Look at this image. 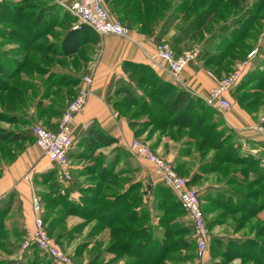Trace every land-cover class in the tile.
Masks as SVG:
<instances>
[{"label": "crops", "instance_id": "1", "mask_svg": "<svg viewBox=\"0 0 264 264\" xmlns=\"http://www.w3.org/2000/svg\"><path fill=\"white\" fill-rule=\"evenodd\" d=\"M75 1L77 0L50 1L51 4H60V8H57L60 11L59 21L55 19L54 14L53 20L55 21L50 19L51 16L46 15L40 29L42 34L34 33L33 39H29L33 40V43L28 45L29 48L25 52L20 51V47L27 46L24 44L26 35L22 37L20 33L17 38L13 39L10 33L6 36L0 34V38L3 40H16L17 45L14 46L19 48V54L14 55L7 49L9 51L8 54H5V59H0L2 63L0 75L5 76L3 71L6 70V67H10V60H13L16 64L11 69L22 64L20 72L14 78L21 76L23 83L30 87L23 90L24 87L18 85L17 88L22 90L21 98L19 96L15 98L14 91H11L16 86L11 82L14 78L10 79L11 88L0 89V112L23 119V121L14 122L0 120V128L12 131L13 134H16L15 137L25 133L24 141L17 137L15 140H11V138L3 140L0 137V144L3 148L0 151V221L2 222L0 226V236H2L0 238V264L9 262L30 264L34 257V250H37L40 264L47 262L55 264L51 258L38 249L25 250L22 248L24 239L35 228L33 197L38 196L43 199V195L48 194L53 202H58L60 201L59 197L65 195L67 200L81 201L76 190L79 188L82 191L90 185L88 182L85 185L81 184H84L82 179L89 177L92 171H90L91 169L86 170L85 164L79 162L80 159L88 156H94L96 159L101 157L99 161L97 160L96 165V167L100 165V169L94 171L96 175L101 174L103 177V174L111 166L110 162H114L113 158H120L122 155L119 147L131 145L135 138L140 137L143 141L145 140L158 153L165 156L178 172H182L190 178L196 176L193 185L200 192L202 206L203 202L207 200L210 203L218 204L220 202L217 203V201L222 200V197L226 202L230 201L228 191L233 190L229 183L226 184L227 180L220 181V176L216 173V170L225 166L217 157L218 151H222L223 146H221L222 149L217 148L216 145L213 147L205 142V136L200 133L207 132L208 125L216 123L217 129H230L234 132V140L240 144L241 156L258 159V163L262 164L261 173L264 174V135L255 130L259 124L257 114L250 110L252 109L251 105L248 104V107L245 108V106H239L238 101L234 102V91L242 81H239L238 85L226 94V97L232 102V109L225 113L215 111L205 103L210 89L217 84V79L208 72L212 67L206 64L207 61L203 58L205 52L200 53L196 59L189 62L177 76L171 73L164 60L155 57L157 45L161 41L172 39V42H175V37L181 35L176 26L182 21V15L174 19L171 17L169 20V10L164 17L158 18L149 26H143L142 21L133 19L131 21L128 17L126 22H130L131 28L127 38L110 34L99 35L86 24H83L80 29H75L73 21L62 19L64 12L70 11V6ZM112 1L105 0L109 13L113 17L120 18L122 16L119 14L120 10L117 12L119 3L116 4ZM181 2L182 0H173V7L175 8ZM1 28L0 23V30ZM36 35L37 37H35ZM189 39L188 35H184L175 42L176 44L172 43L175 45L177 53L187 50L179 46L186 47ZM39 40L42 42H38ZM140 67L148 69L146 73L149 78L155 77L158 80L155 82V86L149 85L157 92L156 94L160 93V86L163 84L167 85L170 90L189 92L190 97L196 102L194 103L195 116L192 118L194 126H185L180 124L181 122L175 121L181 112H171L166 115H159L157 112L155 116L151 117L149 111H151L154 101H151L149 96L140 106L132 103L133 97L137 99L148 95L145 88L141 87L145 83L142 80L144 72ZM253 67L249 68L240 80H243ZM86 76L92 78L89 85L91 94L83 110L74 118L72 125L73 146L70 151V158L73 162L72 174L76 173L80 180L77 181L73 177L70 180H64L58 164L51 161L36 145L31 127L34 124H43L56 129L61 112L76 96L79 88L84 85L83 79ZM41 79L49 83L46 85L47 88H54L50 91L51 99L46 101L45 98H42V94L46 91L45 87L39 85ZM32 90L37 92V96H34L33 100L29 97L34 94ZM120 96H122V100L117 99ZM123 96L126 100L123 99ZM162 98L165 100L166 96ZM127 103H130V107H137V109L127 114L124 111L129 107L126 105ZM53 108L57 109V112H54ZM202 115L204 117L199 119L198 117ZM165 119L166 122L162 123ZM155 127L162 130L167 128V130L155 132L157 130ZM98 130H102L104 134L113 138L114 142L105 145L106 141L95 137L94 133ZM11 143H19V148L10 149ZM3 144L7 146L5 151ZM102 154H105L104 158ZM214 156L219 160H215ZM211 157L213 158L210 159ZM144 160L148 162L146 159ZM192 165L200 168L205 165L210 170L204 172L202 169L195 168L193 172H190L182 168ZM119 169L117 167V171L109 170V172L113 171L111 172L113 176L125 175ZM72 181L74 182L72 183ZM160 183L161 186H166L164 183ZM142 186H144L142 202L146 206L147 215L149 214L148 220L151 219V223L146 227L153 230L155 238L159 239L162 236L160 240H164L163 237H165L167 229L160 220L161 216L154 217L156 214L152 215L155 202H158L156 197L151 196L155 193L153 192L154 184L145 181L138 186V181H131L129 192L133 187V193L131 192L129 197L133 196ZM236 197H232L233 202L237 199ZM43 210V215L46 218L48 210ZM5 211L7 212L3 215ZM72 217L74 216L70 215V221L74 222ZM181 222L189 228V233L193 232L187 212L183 215ZM49 223L50 228L53 229L51 221ZM75 232L76 229L70 228L66 234L55 233L58 243L72 254L78 249V241L74 239L71 241ZM234 238L237 237L225 239ZM105 239L106 235L103 237V240Z\"/></svg>", "mask_w": 264, "mask_h": 264}, {"label": "rangeland", "instance_id": "2", "mask_svg": "<svg viewBox=\"0 0 264 264\" xmlns=\"http://www.w3.org/2000/svg\"><path fill=\"white\" fill-rule=\"evenodd\" d=\"M15 1H18L22 4L24 3L25 6L32 5V3H26L24 0ZM49 1L50 0H34L33 5L35 7L43 4L47 5L50 3ZM155 1L157 0H146V2H151L152 5L150 8L154 7L155 4L153 3H155ZM182 1L187 2L188 9L187 11H182L183 19L176 26L178 31H181L195 19L204 18L205 16L209 17V19H205L207 22L203 20L207 24L203 23L202 26L199 25L196 30H193L188 35L190 39L186 47H182V45L179 47L187 49L188 51L192 49H198L199 54L202 52H207L205 55H203V58L207 61L206 64H209L210 67H212V69L208 71L209 74H212L216 79H222L232 74L239 67V64H241V62L248 57L249 53L254 49H257V53L254 55V58L246 67H244V69H247V72L249 68L254 66L244 78H248V84L246 83L243 90L239 94H236L234 102H237V97L246 94V96L243 97V100H240V103L238 104L239 106H243L246 103H251V105H253L252 109L250 110L256 113L257 118L259 119V124L255 127V130L264 135V130L259 128L260 125L264 126V0ZM146 7L148 8V5ZM194 7L195 10H193ZM189 8L193 11H190ZM119 10L120 9H118L117 12H119ZM69 13L72 15L71 12ZM174 16L175 15H171L169 20L171 17L174 19ZM112 18L121 20L120 18L113 16ZM76 22V20L73 22L74 27ZM199 22L200 21H196V24ZM0 23L6 25L7 28L15 27L20 29V25H17L16 22L10 24L5 20L0 19ZM124 24L127 25L126 23ZM193 24L195 25V21ZM6 33L8 34V31H6ZM19 34L20 33H14L13 35L14 37H18ZM26 42L32 44L33 40H25L24 44ZM38 42H42V40H39ZM162 42H168L174 51L177 52L175 45L172 44L176 43L174 41L172 42V39L161 41L157 45V48ZM231 43L233 46H231ZM29 44H27V46L22 45V47H20V51H27ZM14 45H17L16 40L11 41L9 39L3 40L0 38V50L2 52L1 60L5 59L6 56L3 53L7 49H9L13 55L19 54V48ZM32 48H34L33 45ZM257 72H259L258 76H255L257 78H252L250 80V78L253 76V73L257 74ZM7 79L8 78L5 76L0 75L1 81H10V79H8V81ZM244 79L240 81H246ZM11 82L12 84H17L20 87H24L26 89L30 88L23 83L21 76H17L16 78L12 79ZM47 84L49 83L44 79H41L39 84L45 87L46 91L42 94V98H45V101L51 99L50 91H52L53 88H47ZM1 85L2 84L0 83V88H2ZM145 85L146 84H143L141 87L145 88L146 93L150 94L152 99L158 101L156 107L163 109L164 98L162 97L164 96L160 94H152L154 91L153 88ZM233 87L230 88V90L233 89ZM32 91L34 92V90ZM34 96H37V92H34V94L30 95L29 97L32 99ZM75 97L73 99H75ZM121 97L122 96L118 97L117 99L122 100ZM123 99L126 100L125 96H123ZM129 104L130 103H127L126 105L129 106ZM134 109H137V107L129 106L125 108L124 111L129 114L134 111ZM43 126L47 129L55 130L47 127L46 125ZM155 128L157 129L155 132H163L167 130V128H163L164 130L158 127ZM151 136L154 137L155 135ZM135 139L142 140L140 137ZM18 144L11 143L9 147L10 149H18ZM3 145L5 151V147L7 146L5 144ZM0 146L1 151L3 148L1 144ZM130 146L131 145L119 147L122 155L120 158H113L114 162H110L111 166L108 168V171L103 174V177L101 174L96 175L94 171L100 169V165L98 167H96V165L101 157L96 159L94 156H88L80 159L79 162L85 164V169H91L90 171H92L90 172L89 177L82 179L84 184H81L85 185L88 182L90 185L84 190L82 189V191L79 188L76 190L78 193V198H80L81 201L67 200L65 195L61 196L62 199H60L58 202H53L51 197L49 198L48 194L43 195V199L38 197L41 201L43 209L48 210V213L46 214V220L44 218V221L47 229L50 232V235L55 239L57 245H59L63 250L72 256L73 260L77 264H157L153 262V258L157 257L152 256L153 245L148 243L149 233L140 235L138 237L134 236L138 234L133 235V233L129 234V236H126L125 234H115V230H121L123 229L122 227L128 225L131 227H146L147 224L151 223V219L148 220L146 213H144L142 219H139L135 222L130 221L129 223V220L131 219L129 217L130 210H133V207L132 209L130 208V199L136 198L134 209L138 210L141 208L144 211L147 210L146 206L142 202L144 197L142 192L144 190V186L139 188L133 196H130L128 199L124 198L127 193H129L128 195H130L131 192L133 193V187L131 188L132 191L129 192V185L131 181H138V186L141 182L145 181L154 184L153 192L155 193L151 196L154 198L156 197L158 202H155L154 212L152 215L156 214L154 217L162 216V218L165 219L163 224L170 234V236L168 235L163 237L166 242L173 243L176 240L183 241L186 239L188 241L192 239L191 246L187 248L182 247L177 250H165V258L160 264H264V178L259 180L257 184L251 182L253 181V178H258L257 173L258 169H260L262 165L261 163L255 167H250L249 170H247L245 166L236 167L234 165L228 164L216 170V173L220 176L219 180H227L226 184L229 183V186L232 189H235V191L238 193L240 192L242 194L240 196L244 195L243 197L246 199L247 203L245 200H240V203L238 202V208H232L231 206L235 205L233 201L226 202L223 200L222 202L221 200L218 204L210 203L208 200L203 202V208L208 221V228L212 239L205 255L201 256L197 252V240L194 232L186 234L174 233L175 229L183 226L181 222L182 218L178 220L181 213L179 208L167 210L168 208H165L163 204L168 206L172 203H176L178 198L176 197L175 193L169 186L162 182L160 177L156 174L153 165L150 164L149 161L146 162L142 157L135 156L131 153ZM218 152V154L221 153L220 150ZM102 156L104 158L105 154H102ZM163 157L167 159L165 156ZM215 157L216 156H214V158ZM212 158L213 157L210 159ZM70 163L73 167V162L71 161ZM117 167H119V171H121L122 174L125 173V175L113 176L112 174H109L113 172H109V170L117 171ZM182 168H185L190 172H193L195 168L198 170L202 169L204 172H208L210 170V168L205 165H203L202 168L196 166L193 167V165ZM245 170L249 171L250 174L245 176ZM179 173L185 176L182 172ZM106 174H109V176H104ZM72 175V177L77 179V181L80 180L76 176V173ZM185 177L188 178L190 184L194 186L193 183L196 180V176H192L191 178L187 176ZM73 182L74 181H72V183ZM160 182H162V184L164 183L168 188L166 186H161ZM202 193L204 194V192ZM165 197L170 198V200H166ZM110 203H113V209L111 210H109ZM227 203L230 204L229 208H227ZM157 204H159V206H156ZM236 209H239V211H235ZM70 215L74 216L72 217L74 218V222L70 221ZM49 221H51L53 229L50 228ZM52 221L54 222L52 223ZM70 228L76 229L74 237L71 238V241L73 239L78 241V249L73 254L61 246L56 240L58 238L55 237V233L66 234ZM149 231L153 230L149 229ZM104 234L106 235L105 240H103V237L105 236ZM227 237H237L240 239L243 238L245 239L244 241H246V243L250 241L251 244L249 243L248 245H245L243 242V245L236 246L235 242H232V239L226 240L225 238ZM0 238H2V236H0ZM128 239H130V242L124 244V242ZM159 239H162V236H160ZM67 241L69 242L70 240ZM182 245L185 246L186 242L183 241ZM159 249L161 248L159 247ZM248 253H251L252 258H249ZM161 254H163V252ZM177 254L179 257L174 260L173 255Z\"/></svg>", "mask_w": 264, "mask_h": 264}, {"label": "built area", "instance_id": "3", "mask_svg": "<svg viewBox=\"0 0 264 264\" xmlns=\"http://www.w3.org/2000/svg\"><path fill=\"white\" fill-rule=\"evenodd\" d=\"M69 10L76 17L75 29H80L83 24H87L99 35L110 34L127 38L130 34V28L127 25L121 20L112 18L105 0H77L70 6ZM256 53L257 49H254L232 74L217 79L216 86L209 91L205 98L208 105L224 113L231 109L232 103L226 97V94L245 75L247 69H244V67L249 64ZM198 56V49L177 53L168 42H162L158 46L155 55V57L164 60L168 64L171 73L175 76L179 75L189 62ZM213 78L215 77L213 76ZM91 81L90 76L83 79L84 85L79 89L75 99L68 103L64 109L55 130L47 129L41 124H35L31 127L36 145L51 161L58 164L64 180L72 179V166L70 163V151L73 146L72 125L75 116L83 110L91 94L89 88ZM259 128L264 130L263 125H260ZM130 150L133 155L149 161L154 166L156 174L173 190L191 220L197 240V252L204 256L210 245L211 236L198 190L190 184L188 178L176 170L169 160L165 159L143 140L134 139ZM32 205L35 215V228L24 239L22 248L29 250L37 247L44 255L51 258L55 264H77L72 256L57 245L55 239L50 235L44 221L43 207L38 196L33 197Z\"/></svg>", "mask_w": 264, "mask_h": 264}, {"label": "trees", "instance_id": "4", "mask_svg": "<svg viewBox=\"0 0 264 264\" xmlns=\"http://www.w3.org/2000/svg\"><path fill=\"white\" fill-rule=\"evenodd\" d=\"M33 1L34 0H24V2H26V3H32V5H30V6H25L24 3L22 4L18 1L16 2L15 0H0V19L5 20L6 22H8L10 24H13L14 22H16L17 25H20V29H17L15 27L7 28L6 25L1 23L2 28L0 30V34L2 36H6V34H7L6 31H8V33L12 34V38L15 39L17 37H14L13 34L14 33H16V34L21 33L22 37L24 35H26L25 40L28 41L29 39H33L34 33H37V35L42 34L40 29L43 25L42 22L45 20L44 18L46 17V15L51 16L50 19L53 20V14H54V16H56L55 19H57L59 21V17H60L59 12L60 11L57 8H60V4L49 3L47 5L43 4V5L35 7L33 5ZM42 1H44V0H42ZM112 2L116 3V4L119 3V5H117L118 6L117 8H119V9L121 8L119 14L122 16H120V19L122 22L126 23L129 26V28H131L130 22H128V23L126 22V20H127L126 18H128V17L131 19V21H133V20L139 21V22L142 21L143 26H149L152 24V22H155V20H157L158 18L164 17L166 15L167 11H169V10H170L169 17L171 15H175L174 18H176L179 15H182V17H183L182 11L183 10L187 11V9H188V4L186 1H182L180 4H178V6H175V8L173 7V4H172L173 0H170V1L157 0V1H155V3H153V4H155L154 7H151V8H150V6L152 5L151 2H146V0H113ZM123 4H125V5H123ZM147 5H148V8L146 7ZM123 6H124V8L122 9ZM193 10H195V7ZM193 10L190 9V11H193ZM69 12L70 11H65L64 12L65 14L62 16V19H69V20L75 22L76 17L72 16ZM122 12L124 14H121ZM202 16H203V14H202ZM205 19L208 20L209 17L205 16L204 18L195 19L194 20L195 25L193 24L194 21H191L186 27H184L180 31L181 35L180 36L178 35L177 37H175V42L178 41L179 39H181V37H183L184 35H189L193 30H196L199 27V25L202 26L203 23L207 22ZM203 20H205V22ZM47 21H48V18L46 19V22ZM53 21H55V20H53ZM53 21H51V22H53ZM196 21L197 22L200 21V22L198 24H196ZM205 24H207V23H205ZM225 30H227V29H225ZM37 35L35 37H37ZM25 44H29V42L25 43ZM231 46H233L232 43H231ZM8 51L9 50L4 52L3 54H8ZM205 53H207V52H205ZM0 59H1V54H0ZM15 64H16L15 61L10 60V67H8V68L6 67V70L3 71V74L5 75L6 78H8V79L14 78L20 72V69L22 68V64H21V66H18L15 69H11V67H13ZM0 65H2L1 61H0ZM0 67H2V66H0ZM140 68H141L142 72H144V75H142L143 76L142 77L143 83H145L148 86L149 85L155 86L156 85L155 82L158 80L155 77L149 78V76H147V73H146V72H148L147 68H144V67H140ZM258 73L259 72H257V74L253 73V76L250 78V80L252 78H257L255 76L256 75L258 76ZM8 79H7V81H8ZM244 80H246V81H244V82L242 81V83L235 89V91H234L235 97H236V94H239L243 90V88L245 87V84L247 83L248 78L244 79ZM248 82H250V81H248ZM0 83L2 84L1 85L2 88H0L2 90L6 89V88L9 89L12 87V86H10L11 85L10 81L6 82V81L0 80ZM12 85H16L13 87V90H11V91H14L13 96L15 98L17 96H19L21 98V95H22L21 94V91H22L21 88H17L18 87L17 84H12ZM159 86H158V88H159ZM23 90H26V89L23 88ZM155 93H157V92L153 91L152 94L157 95ZM159 94L163 95L164 97L166 96L164 103H163V109H161L160 107H156V104L158 103V101L152 99V96L150 94H148L147 96L145 95V97L142 96V97L137 98V99L135 97H133L132 103L140 106L143 102H145L147 100V97L149 96L150 100L154 101L153 102L154 105H153L151 111H149L151 114L150 115L151 117L155 116L157 114V112L159 115H161V114L165 115L166 113L171 114V112H175V113L181 112L180 115L175 119V121L181 122L180 124L185 125V126L186 125L194 126V122L192 121V118L195 116L194 115L195 114L194 103H196V102L194 101V99H192L190 97L189 92H187L185 90H177V89L170 90L167 88V85L163 84L160 86V93ZM244 96H246V94L240 95V97H237L238 103H240V100L241 101L243 100ZM205 103H206V101H205ZM248 104L251 105V103H246L243 106H245V108H247ZM208 106L211 109H214L215 111L217 110L216 108H213L210 105H208ZM251 106H253V105H251ZM63 111L61 112V114L63 113ZM54 112H57V109H54ZM167 116H169V115H167ZM203 117L204 116L202 115L198 118L201 119ZM0 120H10L11 122H14V121L21 120V118L16 117V116H9L8 114L0 112ZM21 121H23V119ZM165 122H166V119L162 123H165ZM200 133L202 134V136H205V142L211 144L213 147L216 145L217 148L219 147L220 149H222L221 146H223L221 153L218 154L217 157H219L221 162H223L225 165L226 164L234 165L236 167L237 166H245L247 168V170H249L250 167H255L259 164L258 159L254 158V157H250V156L242 157L241 156L240 144L234 140L235 133L232 132L230 129H224V130L217 129L216 123H215L213 125H208L207 132L202 131ZM24 134L25 133H21L20 134L21 136L17 135L16 136L17 139L19 138L22 141H24L25 140ZM94 134H95L96 138L98 137V138L106 141V142H104L105 145H109V144L114 142V139L109 137L108 135L104 134V132L102 130L101 131L98 130ZM14 135H16V134H13L12 131H7L5 129L0 128V137H2L3 140L8 139V138H11V140H15L16 137ZM22 141H20V142H22ZM247 170L244 171L245 176L250 174L249 171H247ZM109 174H112V173H109ZM109 174H106V176L108 177ZM257 174H258V178H255V179H253V181H251L254 184H257L259 180L264 178V174L261 173V167H260V169H258ZM233 190L228 191V193H229L228 197L230 198V202H231V201H233L232 197L237 196L236 197L237 199L234 201L235 205H232L231 207L232 208H238V202L240 203V200L241 201L245 200V202H246V199L243 197L244 195L240 196V195H242L240 192L238 193L235 191V189H233ZM198 192H199V190H198ZM233 193H234V195H232ZM128 194L129 193H127L124 198L128 199L129 198ZM199 195H200V192H199ZM200 197H201V195H200ZM59 199H62L61 196L59 197ZM165 199L170 200V198H168V197H165ZM221 199L223 202L224 197H222ZM219 201H221V200L219 199L217 201V203ZM135 202H136V198L130 199V208L132 209V207H133V210H130L129 217L131 219L129 220V223H130V221L135 222V221H138L139 219H142L144 216V213H146V211L142 210L141 208L138 210L134 209L135 204H136ZM227 204H228L227 208H229L230 204L229 203H227ZM112 205H113V203H110L109 210L113 209ZM163 205L165 206V208H168L167 210H170V209L173 210V209L179 208V211L181 214H180L178 220L180 218H183V215L186 213V210L184 209V207L182 206V204L180 203L179 200L176 203H172V204L168 205L169 207L165 204H163ZM179 211H177V212H179ZM235 211H239V209H236ZM6 212L7 211H5L3 213V215H5ZM43 213H44V210H43ZM147 216L149 217V214ZM45 220H46V218H45ZM160 220H161V222H165V219H163L162 216H161ZM207 223H208V221H207ZM1 224H2V222L0 221V226H1ZM182 224H183L182 227H178L177 229H175V232H174L175 234H177V233H179V234L189 233V228L187 226H185L184 223H182ZM135 227H131L129 225L122 227L123 229H121V230H117V231L115 230V234L116 235L125 234L126 236H129V234L133 233V235L138 234V235H134L135 237H138L140 235H143V234L145 235L146 233H149L148 243L153 245L152 246L153 247L152 248L153 249L152 250V256H157L156 258L155 257L153 258L154 259L153 262H155L157 264H160L162 262V260L165 258V250H173V249L177 250V249L182 248V247L187 248V247L191 246V244H192L191 239L188 241L186 239L183 240L184 242H186L185 246L182 245L183 241H179V240H176L173 243H169V242H166L165 239L160 240L158 238H155V236L153 235V232L149 231V229L147 227H136V228ZM192 229H193V227H192ZM168 235L170 236V234L166 230L165 231V237ZM242 239L234 238V239H232V242H235L236 246L237 245L238 246L243 245V242L245 243V245H248L249 243L251 244L250 241H248L246 243V241H244L245 239H243V240ZM129 242H130V239L126 240L124 242V244H127ZM159 247L161 249H159ZM33 248L38 249L37 247H33ZM34 251H35V252H33L34 257H33L32 261L30 262V264H40L41 262L39 260L40 258H38L37 250H34ZM162 252H163V254H161ZM248 256H249V258H252L251 253H248ZM35 257H37V258H35ZM178 257H179L178 254L173 255L174 260H176ZM144 262H148V261H144ZM6 264H12V263L9 262ZM46 264H49V263L47 262Z\"/></svg>", "mask_w": 264, "mask_h": 264}]
</instances>
